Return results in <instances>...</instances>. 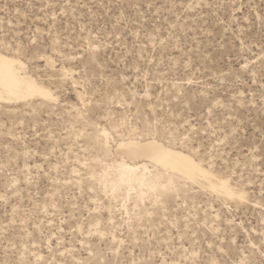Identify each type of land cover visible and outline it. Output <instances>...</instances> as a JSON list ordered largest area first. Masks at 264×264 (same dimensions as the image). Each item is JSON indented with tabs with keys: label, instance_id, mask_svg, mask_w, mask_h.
Returning a JSON list of instances; mask_svg holds the SVG:
<instances>
[{
	"label": "rangeland",
	"instance_id": "obj_1",
	"mask_svg": "<svg viewBox=\"0 0 264 264\" xmlns=\"http://www.w3.org/2000/svg\"><path fill=\"white\" fill-rule=\"evenodd\" d=\"M48 2L0 0V31L21 38L27 72L55 97L0 102V189L20 181L8 213L11 219L16 209L18 222L37 237L29 252L47 257L49 234L54 238L62 230L60 239L84 264H114L117 259L131 264L150 246L164 251L169 264H192L193 251L202 252L197 259L205 264L258 260L264 202L261 180L253 171L259 173L260 164L253 169L246 150L264 143V107L251 99L252 86L241 66L261 67L264 0H219L228 6L212 13L180 7L200 0H64L75 16H57L54 23L53 13L42 11ZM49 28L60 33L59 44L49 38ZM30 41L36 43L28 54ZM11 52L16 56L15 49ZM235 74H240L238 82ZM144 76L149 77L148 109L166 118L159 124L149 121L140 103L148 99L141 91ZM234 89H247L249 99L233 102ZM126 92L138 97L130 110L119 98ZM117 94L114 103L101 106ZM186 123L198 130L208 152L215 146L225 164L232 161L233 187L238 184L249 193L247 203L213 192L203 180L193 182L116 152L122 139L156 138L191 152L205 165L191 140L176 130ZM102 129L109 133L106 140ZM207 168L226 178L227 168ZM28 176L34 178L31 184ZM4 207L0 201V210ZM7 223L0 211V225ZM185 228L197 235L196 244L189 240L180 246L187 253L173 244L180 233L189 238ZM19 231L16 239L26 241ZM19 254L9 248L0 259L17 264ZM31 259L35 256L26 264Z\"/></svg>",
	"mask_w": 264,
	"mask_h": 264
},
{
	"label": "snow or ice",
	"instance_id": "obj_2",
	"mask_svg": "<svg viewBox=\"0 0 264 264\" xmlns=\"http://www.w3.org/2000/svg\"><path fill=\"white\" fill-rule=\"evenodd\" d=\"M151 7V5H149ZM227 4L219 3V0H200L199 4L196 3H186L181 4L180 7H187L189 9L195 10H202L206 9L209 13H212L213 10L219 11L221 7H227ZM244 5H241L240 8L243 10ZM232 8L235 9L236 5L233 4ZM46 10L49 13H53L51 15L50 20L52 23L55 22L57 16L66 17L69 15L75 16V9H73L72 4L70 2L65 3L64 0H49L48 3L42 5V11ZM260 19L262 25H264V13H260ZM49 38L53 40L55 44H59L60 42V33L53 34V29L49 28ZM36 41H30V46L27 49V53L31 54V46H34ZM15 49L16 58L9 60L8 56L12 55L11 50ZM5 50H9L6 54L0 55V65L2 64H9L13 67H19L20 69L24 68V65L20 63V60L24 59V56L21 55L25 52V46L23 41L20 37H16L11 34V32H2L0 31V53H5ZM91 51L95 52L98 49L92 48ZM43 59V57H41ZM261 67L257 70L255 69V64L252 63L251 67L249 64H243L241 66L243 74L247 75V83L252 86V95L251 99L256 100L257 103L264 107V57L260 58ZM223 75V74H222ZM143 84L145 85L141 91L145 97H148L147 100H140V103L144 104V112L148 115L149 121L159 124L162 119L164 118L160 112L150 111L148 109V105L151 104V97L149 96V88H148V81L149 77L144 76L142 78ZM240 80V74H235L234 82H238ZM237 91V96L233 98V102L236 99L247 100L249 99L248 90L245 89L243 93L239 92L238 89H234ZM258 93V96H257ZM36 95H42L45 99L55 100V97L52 96L50 93L46 92L45 90H39L38 92H33ZM7 95L11 97H25V93L21 88H5L0 90V96ZM118 97L114 96L112 101H108L104 99L101 101V106H107L110 103H114L115 99ZM26 98V97H25ZM124 104L125 108L129 110L131 107L136 106L138 97L137 96H129L127 92L125 93V97H119ZM131 100L132 104L129 106L126 101ZM211 119V117H209ZM176 130L181 134L185 139L191 140V145L194 150L199 152L203 155L205 160V167H213L214 165H220L222 168H227L228 171L225 174L226 178L221 179L217 185L213 187L214 192L224 194L229 200L233 201H240L241 203H247L250 199L249 193L247 191L239 190V186L237 184L236 187H233L234 183L237 181V176L232 173V161L229 159L225 164L223 159L217 154L216 148L214 146L212 152L207 151V145L202 144L201 138L199 136V132L197 129H191L190 124H185L183 127L176 126ZM264 131V129H262ZM220 146H223V142H219ZM251 151L248 152L246 150V155L250 156L252 161V167L255 169L256 163L260 164V172L256 173L253 171V175L256 176L258 179L261 180V201L264 202V143H261L259 148L249 146ZM259 156V161L256 160V157ZM248 170V165H245V171ZM239 167H236V173H239ZM79 175V173H77ZM251 179V178H249ZM27 180L29 184H31L34 180L32 176H28ZM20 181L13 180L8 187L4 189H0V201H2L5 207L0 210L3 212V219L8 221L7 224L0 225V244L3 245V249L0 250V256H2L5 252L9 251V248L12 249L13 252L19 250V257L17 259V264H26L32 256H35V260L31 259V264H84L83 259L77 260L73 253L76 251L74 248H70L67 243L60 239L64 233L61 230L56 236L53 238L51 234L48 236V256H39L36 254L35 251L29 252V247H33L31 245V241L33 239H37V237L32 233L28 232L26 228L22 227V224L18 222V218L16 217V209L12 210L11 219H9L8 207L12 202L11 195L16 194V189L19 187ZM9 188H11V194L9 193ZM17 200L19 199L18 194L16 195ZM186 221L189 219L188 217L185 218ZM94 227L98 228L99 225H95ZM20 229L18 235L23 236L24 234L27 235L28 239L26 241H21L16 239L14 236V232L16 229ZM75 232V229H73ZM177 231L180 233L179 229ZM185 231L188 233L189 238L185 239L184 234L180 233V240L177 241L175 238L173 239V244L181 249V245L189 244V240L192 244H196L197 242V235L193 233L191 228H185ZM89 236L93 235L91 231H89ZM83 235V231H81V236ZM40 244L43 246L45 241L44 233H41L39 236ZM148 242L147 240L145 241ZM167 243V241H165ZM53 244L55 247H53ZM123 244V241H121ZM23 246V251L20 252V248ZM211 247V246H210ZM253 252L255 253L256 245L251 246ZM63 249V251H61ZM184 253L188 252V249H181ZM27 254V255H25ZM93 253H89L91 256ZM259 255L258 260H250L244 259L240 261V264H264V243H261L259 246ZM159 255L161 259L159 261H153L152 256ZM202 255V252L193 251L191 256L195 257L196 259L192 261V264H205L204 261L197 259L198 256ZM187 260V256L184 257ZM0 264H4V261L0 259ZM101 264H107L106 260H102ZM114 264H119V260H115ZM131 264H169V257L164 254V251L157 250L154 247H149L148 251L145 252L144 256L139 261H131ZM211 264H218L217 261H211Z\"/></svg>",
	"mask_w": 264,
	"mask_h": 264
},
{
	"label": "bare ground",
	"instance_id": "obj_3",
	"mask_svg": "<svg viewBox=\"0 0 264 264\" xmlns=\"http://www.w3.org/2000/svg\"><path fill=\"white\" fill-rule=\"evenodd\" d=\"M2 54L6 53H0V55ZM15 58L16 56L14 55L8 56L9 60ZM20 63L24 65L23 69H20L18 66L13 67L9 64L0 65V90L6 87L21 88L26 98L20 96L10 98L7 95H3L0 96V102L16 103L30 101L39 97L45 99L42 95L33 94V92H38L39 90H45L54 96V92H52L47 85L45 86L27 72L26 64L22 60H20ZM46 100L49 101V99ZM103 136L105 137L103 140L109 137V133L106 129L103 130ZM116 152L123 157L144 159L168 170L172 174L181 175L185 177V179L192 180L193 182L203 180L212 191L213 187L217 185L221 179H224L218 176L213 169L205 167V165L191 154V152L178 149L156 138L140 140L129 137L127 139H122L117 145ZM217 194L226 197L222 193L217 192Z\"/></svg>",
	"mask_w": 264,
	"mask_h": 264
}]
</instances>
